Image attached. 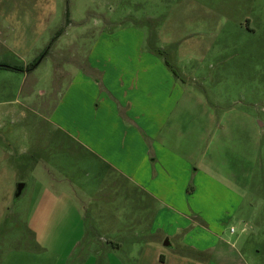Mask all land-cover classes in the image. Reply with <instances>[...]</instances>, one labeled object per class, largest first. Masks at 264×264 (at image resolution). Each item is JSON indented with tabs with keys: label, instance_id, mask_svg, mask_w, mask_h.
<instances>
[{
	"label": "crops",
	"instance_id": "0c3cea01",
	"mask_svg": "<svg viewBox=\"0 0 264 264\" xmlns=\"http://www.w3.org/2000/svg\"><path fill=\"white\" fill-rule=\"evenodd\" d=\"M145 37L132 28L100 34L88 55L89 74L78 71L61 93L51 116L53 134L40 149L0 141V235L12 215L36 245L62 243L51 250L55 262L71 257L85 239V264H112L100 259L124 244L126 257L138 264L146 257L152 264H213L223 256L226 225L235 218L241 222L247 209L255 158L224 153L247 121L239 113L220 118L221 108L185 83L189 76L173 73L156 52L161 49ZM244 135L250 143L251 134ZM66 142L74 158L84 154L95 168L89 170L94 184L85 187L84 213L77 197L83 182L77 172L65 174ZM37 155L42 167L29 173L31 186L23 183L20 195L27 190L29 197L21 214L14 209L20 181L10 160L21 156L32 168ZM17 239L6 236L4 243ZM0 243V264H27L15 256L31 255L29 250L3 249ZM43 253L36 264H47L48 251Z\"/></svg>",
	"mask_w": 264,
	"mask_h": 264
},
{
	"label": "rangeland",
	"instance_id": "374dc122",
	"mask_svg": "<svg viewBox=\"0 0 264 264\" xmlns=\"http://www.w3.org/2000/svg\"><path fill=\"white\" fill-rule=\"evenodd\" d=\"M127 28L144 32L146 44L158 46L162 58L179 74L190 77L185 83L221 108L217 111L220 118L227 120L239 113L247 121L241 135L232 138L234 146L228 141L224 153L225 157H255L247 209L241 222L235 218L226 225L223 238L228 245H220L223 256L213 264H264V0H0V63L23 66L25 70L22 74L0 68V141H18L34 151L48 142L59 97L78 71L89 74L85 67L97 38L102 32ZM244 132L251 134L250 143ZM71 150L66 142L65 174L77 172L83 182L77 197L84 213L88 198L85 187L94 184L89 170L95 168L88 156L77 155L76 159ZM34 158L32 168L21 163V156L10 160L17 168L18 181L28 182L26 187L33 181L31 170L42 167L38 155ZM50 172L59 175L53 168ZM27 193L15 201L14 209H20L21 214L26 199L28 202ZM10 218L1 231L2 248L31 253L22 252L15 258L22 255L27 264H36V257H44L43 252L48 251L47 264L87 263L90 250H82L88 244L86 239L71 257L55 262L51 250L62 246L61 242L36 245L28 238L26 227ZM230 228L234 232L230 233ZM53 229L48 227L52 235ZM14 234L17 241L6 240L5 244L6 236ZM127 247L124 244L113 256L100 261L138 264L137 258L126 257ZM63 249L66 254L69 243H64ZM141 262L152 264L154 260L146 257Z\"/></svg>",
	"mask_w": 264,
	"mask_h": 264
},
{
	"label": "trees",
	"instance_id": "16d2710c",
	"mask_svg": "<svg viewBox=\"0 0 264 264\" xmlns=\"http://www.w3.org/2000/svg\"><path fill=\"white\" fill-rule=\"evenodd\" d=\"M67 23H68V21L66 22V24ZM156 52L159 53V54L161 53V55H162V51L161 50H157ZM166 64L170 67V69H172L173 73L179 75L177 70L174 69L173 65H171L169 63V61H166ZM0 68H6V69L13 70V71H23L24 70L23 66H12V65H9V64H0Z\"/></svg>",
	"mask_w": 264,
	"mask_h": 264
},
{
	"label": "water",
	"instance_id": "95a60500",
	"mask_svg": "<svg viewBox=\"0 0 264 264\" xmlns=\"http://www.w3.org/2000/svg\"><path fill=\"white\" fill-rule=\"evenodd\" d=\"M24 184L23 183H17L16 185V189H15V193L14 195L17 197L20 195L21 191H22V188H23Z\"/></svg>",
	"mask_w": 264,
	"mask_h": 264
},
{
	"label": "built area",
	"instance_id": "2783aa9c",
	"mask_svg": "<svg viewBox=\"0 0 264 264\" xmlns=\"http://www.w3.org/2000/svg\"><path fill=\"white\" fill-rule=\"evenodd\" d=\"M232 230V229H231Z\"/></svg>",
	"mask_w": 264,
	"mask_h": 264
}]
</instances>
